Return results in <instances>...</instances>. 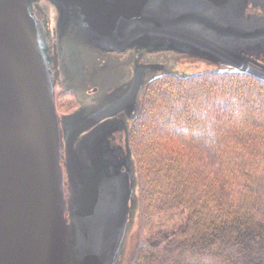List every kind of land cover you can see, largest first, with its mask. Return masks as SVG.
Instances as JSON below:
<instances>
[{
	"label": "water",
	"instance_id": "95a60500",
	"mask_svg": "<svg viewBox=\"0 0 264 264\" xmlns=\"http://www.w3.org/2000/svg\"><path fill=\"white\" fill-rule=\"evenodd\" d=\"M39 1L0 0V264H129L147 87L192 64L264 80V0Z\"/></svg>",
	"mask_w": 264,
	"mask_h": 264
},
{
	"label": "trees",
	"instance_id": "16d2710c",
	"mask_svg": "<svg viewBox=\"0 0 264 264\" xmlns=\"http://www.w3.org/2000/svg\"><path fill=\"white\" fill-rule=\"evenodd\" d=\"M189 73L153 81L131 129L140 224L129 264H264V80ZM181 220L172 235L159 228Z\"/></svg>",
	"mask_w": 264,
	"mask_h": 264
},
{
	"label": "rangeland",
	"instance_id": "374dc122",
	"mask_svg": "<svg viewBox=\"0 0 264 264\" xmlns=\"http://www.w3.org/2000/svg\"><path fill=\"white\" fill-rule=\"evenodd\" d=\"M184 67H182V69H184ZM210 68H213V66L203 65V64H199V65L192 64V65L189 66V68H187L188 69L187 71H189V72L190 71H192V72H200V71H204V70H207V69H210ZM66 100H65V98L62 99V100L58 99V109H59L60 113H69V112H72L73 110H75V107L77 105L76 102H75V106L71 110L67 111L65 109H62V104L66 103ZM69 100H70V98L68 99V101ZM159 228L162 229L163 231H165L166 233H168L169 235H172L173 233H175V232H177V231H179L181 229L186 228V220H181V221H178L176 223L165 225V226L163 225V226H160ZM137 233H138V231H137ZM137 233L133 237V244L134 245L136 243Z\"/></svg>",
	"mask_w": 264,
	"mask_h": 264
},
{
	"label": "flooded vegetation",
	"instance_id": "af4514ba",
	"mask_svg": "<svg viewBox=\"0 0 264 264\" xmlns=\"http://www.w3.org/2000/svg\"><path fill=\"white\" fill-rule=\"evenodd\" d=\"M35 5H38L40 8V11L41 12H44V13H47L48 15V18H50L51 20H53L54 18V14L55 11H56V8L54 6V4L50 1V0H40L39 2L35 3ZM34 15H36V13H34ZM185 66V67H184ZM184 67L186 69V65H182L181 68ZM189 68V67H188ZM89 93H93V92H97V88L96 87H93L91 89L88 90ZM65 93H71L73 95L72 92L68 91V90H65V91H60L58 93V95L60 96V94H65ZM57 95V107H58V99H59V96ZM73 98L76 102V99L73 95ZM77 103V102H76ZM78 107V104L76 105L75 109ZM70 113V112H69Z\"/></svg>",
	"mask_w": 264,
	"mask_h": 264
}]
</instances>
